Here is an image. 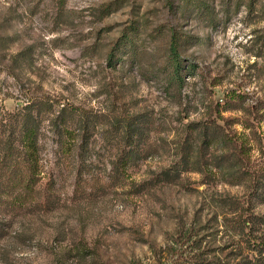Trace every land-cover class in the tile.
Listing matches in <instances>:
<instances>
[{"label":"rangeland","instance_id":"rangeland-1","mask_svg":"<svg viewBox=\"0 0 264 264\" xmlns=\"http://www.w3.org/2000/svg\"><path fill=\"white\" fill-rule=\"evenodd\" d=\"M41 97L60 202L0 210V264H264V0H0V109Z\"/></svg>","mask_w":264,"mask_h":264},{"label":"trees","instance_id":"trees-1","mask_svg":"<svg viewBox=\"0 0 264 264\" xmlns=\"http://www.w3.org/2000/svg\"><path fill=\"white\" fill-rule=\"evenodd\" d=\"M172 40L175 41L173 44L176 52V36H173ZM52 108L53 101L48 97H41L31 99L14 111L0 109V210L2 213L21 214L33 207L47 211L60 202L54 191L55 180L52 177L45 181V186L42 185L41 122L43 113ZM66 109V106L61 107L58 116L63 115ZM70 117L63 116L59 123L61 133H68L72 138V140L69 138L61 140V145L67 146L68 150L73 141L69 126ZM83 137L85 144L86 136ZM133 159L134 152L130 151L119 164H116L117 172L125 170ZM162 175V179H167L176 174L165 170ZM110 185V181L95 173L92 164L83 163L78 166L74 195L77 198L95 197L103 194Z\"/></svg>","mask_w":264,"mask_h":264}]
</instances>
